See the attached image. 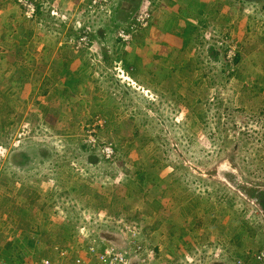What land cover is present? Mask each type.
Returning a JSON list of instances; mask_svg holds the SVG:
<instances>
[{"label":"rangeland","instance_id":"1","mask_svg":"<svg viewBox=\"0 0 264 264\" xmlns=\"http://www.w3.org/2000/svg\"><path fill=\"white\" fill-rule=\"evenodd\" d=\"M138 1L152 11L141 31L160 29L149 51L132 36L139 56L116 38L129 21L114 23L120 0L109 17L86 0H39L37 19L0 0V49L11 50L0 58V258L30 263L85 234L119 243L120 220L166 264H229L230 250L255 263L264 248V218L237 191L264 189V0H198L196 19L185 0ZM173 24L185 35L170 52ZM79 25L91 51L69 46Z\"/></svg>","mask_w":264,"mask_h":264},{"label":"built area","instance_id":"2","mask_svg":"<svg viewBox=\"0 0 264 264\" xmlns=\"http://www.w3.org/2000/svg\"><path fill=\"white\" fill-rule=\"evenodd\" d=\"M23 8V15L27 19H37L35 13L37 0H18ZM113 0H86V6L92 12H99L101 15L109 17L112 14L111 4ZM152 19L150 7H140L137 13L123 25L117 27L114 31L116 38L122 42L131 40L134 34L144 29ZM69 46L74 50L91 51L93 44L91 31L86 25H79L76 33H73L67 39ZM234 54L230 53L231 60ZM106 156L112 153L110 147H105ZM110 222V221H109ZM112 226V223L110 222ZM122 235V241L105 240L95 237L93 234H85L84 244L72 248L55 247L54 254L51 257L40 258L36 261H12L0 258V264H166L165 259L159 261L162 255L159 250L147 243L145 236L137 231L133 224L126 223L122 220L115 222V227ZM141 238V239H140ZM83 239V240H84ZM145 240V241H144ZM80 244V243H79ZM219 255V250L215 256ZM198 256V255H197ZM257 262L264 264V248L256 249L252 255ZM187 259V258H186ZM195 260V258H191ZM189 259V260H191ZM190 262V261H189ZM242 259H236L232 264H243Z\"/></svg>","mask_w":264,"mask_h":264},{"label":"crops","instance_id":"3","mask_svg":"<svg viewBox=\"0 0 264 264\" xmlns=\"http://www.w3.org/2000/svg\"><path fill=\"white\" fill-rule=\"evenodd\" d=\"M201 1V0H200ZM202 1H204V2H207V1H205V0H202ZM157 2H160V0L159 1H157ZM185 3H186V5L187 6H189V8L188 9H186V11L184 10V9H181V12H182V15H184V16H190V17H188V19L189 18H199V14H201V13H204L205 12V9L203 8V7H205V6H199V4H198V0H185ZM158 9V11L156 12V13H154V16H155V19H154V21H158V19H159V8H157ZM116 10L117 9H115L114 10V12H116ZM176 8H175V13H176ZM179 10V9H178ZM174 13V14H175ZM193 13V14H192ZM117 14H119V16H120V10H118V12H117ZM163 16V15H162ZM161 16V17H162ZM181 18H184V17H179L178 19L179 20H182ZM161 20H162V18H160ZM159 19V20H160ZM203 19V18H202ZM172 26H174V24L173 25H171V26H168L169 27V29H168V31H172L174 34H171V35H169L170 33H167V32H165L164 31V39L166 40V41H168V42H170L171 44H167V46L166 47H164V48H167V49H169L170 50V52H171V50H172V47L173 46H171V45H174V44H177L179 41H180V39L182 38V36H184L185 35V33L183 32V31H178V32H175L176 30H175V28H173ZM160 31V29L159 30H157L156 31V29H154V28H148V31L147 30H145V31H140L139 32V34L140 33H142V34H140V35H138L139 36V40H140V45H142V47H143V50H146V51H149L150 50V48L151 47H154L155 46V44H156V41H157V36H158V33L157 32H159ZM168 39V40H167ZM132 41V40H131ZM129 42L128 44H129V46H131L130 47V50H133L137 55H138V52H136V47L138 46V43H134L133 41L132 42ZM126 44V43H125ZM155 49V48H154ZM142 50V51H143ZM168 50V51H169ZM11 50H8L7 51V49H5V48H1L0 49V53L1 54H3V56H0V58L2 59L6 54H5V52H10ZM156 50H153V52H155ZM139 56V55H138ZM139 62V61H138ZM52 63L54 64V62L52 61ZM142 66L144 65V64H141ZM54 67H57V66H55V64L53 65ZM60 71H61V74L62 73H64L65 71H66V69H64L63 67H61L60 68ZM3 73V72H2ZM58 74H60L59 72H58ZM13 76H16V74H13ZM28 76V72H25V74L24 75H22L21 77H19V78H21V79H23V81H18L17 82V84H15V86L19 89V91L20 90H22V88H26V86H30L31 84H30V80L28 79V78H25V77H27ZM18 77V76H17ZM10 78H11V75H10ZM218 250L220 251V248L218 247ZM231 255H232V253H231V250H230V252H229ZM242 254V253H241ZM241 254H240V256H241ZM231 255H230V257H229V259H227L226 261H228V263L230 264H232L233 263V260L235 259H233V257H231ZM245 256H247V255H245ZM239 257V256H238ZM237 256H236V258H238ZM242 257H243V259H244V264H247V258L245 259V257H244V255H242L240 258L242 259ZM246 262V263H245ZM255 263H253V262H251V263H253V264H261V263H259V262H257V261H254ZM250 263V262H249Z\"/></svg>","mask_w":264,"mask_h":264},{"label":"trees","instance_id":"4","mask_svg":"<svg viewBox=\"0 0 264 264\" xmlns=\"http://www.w3.org/2000/svg\"><path fill=\"white\" fill-rule=\"evenodd\" d=\"M250 2H257V1H259V0H249ZM120 2H123V6H122V11H124L125 13L123 14H121L120 16H118L117 18H115L114 19V23H116V24H121V23H123V22H126L127 20H130L133 16H134V14L135 13H137V11L139 10V8L141 7V4H140V1H138V0H136V2H134V3H132V1H127V0H120ZM131 3L133 4V5H131ZM43 4V3H42ZM41 3H39V0H37V1H35V5H36V10H35V13H36V15H40L41 13H40V8H41V5H42ZM129 5H131L130 7H131V9H129L128 10V7H129ZM263 7H264V4H263ZM127 9V10H126ZM119 27V26H118ZM117 28V26H115L114 27V30ZM109 30V29H108ZM108 30H105V31H108ZM242 48V47H241ZM1 54V53H0ZM102 54H103V60L105 61V63L109 66V65H111V61H112V59L110 58V56H109V50H107L106 49V47H103V52H102ZM0 56H3V55H0ZM240 57H241V52H240V49H239V51H237V49H235L234 50V54H233V56L231 57L232 59L231 60H229V59H227L226 61H225V63H226V65L227 66H229V62L231 61V63L233 64V65H235V63H238V61L240 60ZM229 61V62H228ZM126 68H127V70H129V66L128 65H126ZM54 71L56 72L57 71V68L55 67L54 68ZM68 83L69 82H73V79H68V81H67ZM50 83V81L49 80H46V81H44L43 82V86H42V94H46L47 92H48V90H49V88L48 87H44V86H47L48 84ZM254 86V87H253ZM252 87H253V89H252V91H254V90H256V85L255 84H253L252 85ZM259 89H261V87H259ZM249 190H251L250 192L251 193H253V191H254V194L253 195H256V193H260V195H262V196H264V191H259L258 189H252V187H250V189ZM241 256H239L238 258L239 259H241L240 258ZM238 258H235V260L236 259H238ZM246 258H248L247 256H245V259ZM234 260V261H235ZM233 261V262H234ZM242 261H244V259L242 258ZM248 262H247V264H253V263H249V260H247ZM246 263V262H245ZM243 264H244V262H243Z\"/></svg>","mask_w":264,"mask_h":264},{"label":"flooded vegetation","instance_id":"5","mask_svg":"<svg viewBox=\"0 0 264 264\" xmlns=\"http://www.w3.org/2000/svg\"><path fill=\"white\" fill-rule=\"evenodd\" d=\"M233 181V179L231 180ZM235 182L234 185L237 187V183L236 181H233ZM240 188L237 189V191L243 195L245 198H247V200L249 202H252L254 204V206L256 207V209L258 210V212L260 213L261 217L264 218V196L260 195V193H256V195H253L254 194V191L253 193H249V190L250 187H252V189H258L259 191H264L263 188H258V187H254V186H251L249 184H239Z\"/></svg>","mask_w":264,"mask_h":264},{"label":"clouds","instance_id":"6","mask_svg":"<svg viewBox=\"0 0 264 264\" xmlns=\"http://www.w3.org/2000/svg\"><path fill=\"white\" fill-rule=\"evenodd\" d=\"M186 258H189L188 256H186ZM193 258V257H192ZM187 260V259H186ZM188 261V260H187ZM189 262V261H188ZM259 263H261V264H263L262 262H259Z\"/></svg>","mask_w":264,"mask_h":264}]
</instances>
